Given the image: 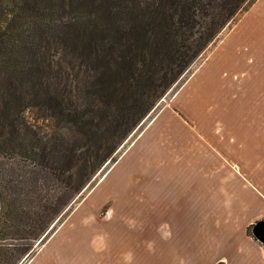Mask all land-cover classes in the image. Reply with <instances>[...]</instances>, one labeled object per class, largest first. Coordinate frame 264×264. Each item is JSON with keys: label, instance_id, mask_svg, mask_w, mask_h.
I'll use <instances>...</instances> for the list:
<instances>
[{"label": "trees", "instance_id": "obj_1", "mask_svg": "<svg viewBox=\"0 0 264 264\" xmlns=\"http://www.w3.org/2000/svg\"><path fill=\"white\" fill-rule=\"evenodd\" d=\"M253 1L0 0V264L57 231Z\"/></svg>", "mask_w": 264, "mask_h": 264}, {"label": "crops", "instance_id": "obj_2", "mask_svg": "<svg viewBox=\"0 0 264 264\" xmlns=\"http://www.w3.org/2000/svg\"><path fill=\"white\" fill-rule=\"evenodd\" d=\"M263 30L254 17L203 61L98 182L89 199L111 180L103 205L55 238L118 239L121 264H264L249 234L264 220Z\"/></svg>", "mask_w": 264, "mask_h": 264}, {"label": "rangeland", "instance_id": "obj_3", "mask_svg": "<svg viewBox=\"0 0 264 264\" xmlns=\"http://www.w3.org/2000/svg\"><path fill=\"white\" fill-rule=\"evenodd\" d=\"M264 18V0H254L253 3L249 4L243 11L237 14V16L223 29V31L218 35V37L211 43V45L206 49V51L197 59V61L192 65L189 71L184 75L180 83L175 86L158 104L156 109L151 113L150 117L145 121L143 126L135 132L129 140L125 143L123 148L120 150L118 157L127 149V147L133 142V140L138 136L145 126L153 119L155 114L159 112L161 108L171 102L176 93L181 89L188 78L195 72V70L211 57V55L220 47H222L228 39L235 34L237 31H241L246 28L250 20L253 18ZM240 32V33H241ZM264 30L262 31V35ZM26 117L33 121L34 115L32 112L28 111ZM112 166V165H111ZM111 166L106 167L96 180L89 186L85 192L79 197L76 203L71 208V213L75 211L78 207L85 205L84 207H100L103 205V200L107 195L112 194L111 180L107 183L98 187L97 192L89 199V196L93 190L97 187L98 182L101 180L103 175L109 170ZM122 168V167H120ZM119 172V169L116 173ZM109 205H105L98 211L99 219L106 217ZM70 213V214H71ZM70 216V215H69ZM68 216V217H69ZM109 216V215H108ZM67 220V219H66ZM65 220V221H66ZM64 221V222H65ZM63 222V223H64ZM63 223L58 225V229L63 225ZM72 228V222L67 227ZM101 228V227H100ZM57 229V230H58ZM93 230V229H91ZM99 229H96L98 232ZM57 232V231H56ZM55 232V233H56ZM65 229L56 238L54 234L50 237H46L44 240L39 239L38 241H9L16 245L19 249V256L13 262V264H121L123 259V252L119 248L118 239L107 241L102 236H85L82 238L75 237L65 238L63 237ZM94 232V230H93ZM102 232V231H101ZM129 245H131L129 243ZM132 246V245H131ZM14 248L8 251V256L14 252ZM6 260V254L0 252V263ZM162 260L161 264H164ZM124 264H158L153 262L150 253L148 256L143 258H136L130 261H124Z\"/></svg>", "mask_w": 264, "mask_h": 264}, {"label": "water", "instance_id": "obj_4", "mask_svg": "<svg viewBox=\"0 0 264 264\" xmlns=\"http://www.w3.org/2000/svg\"><path fill=\"white\" fill-rule=\"evenodd\" d=\"M252 234L258 241L264 244V220L253 226Z\"/></svg>", "mask_w": 264, "mask_h": 264}]
</instances>
